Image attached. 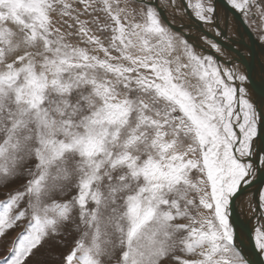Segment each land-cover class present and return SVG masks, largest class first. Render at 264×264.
I'll return each mask as SVG.
<instances>
[{"label": "snow or ice", "instance_id": "1", "mask_svg": "<svg viewBox=\"0 0 264 264\" xmlns=\"http://www.w3.org/2000/svg\"><path fill=\"white\" fill-rule=\"evenodd\" d=\"M79 2L83 13L101 11L111 23L81 20L67 0H0V185L31 177L0 204V237L28 221L0 264L41 261L36 254L45 241L70 225L85 231L65 264H104L118 249L117 264H165L170 257L252 264L231 223L232 205L255 175L244 158L256 155L264 166L253 148L264 112L235 83L248 77L194 50L156 6L137 22L119 0H100L101 8L93 7L96 0ZM227 3L245 19L258 7L257 0ZM57 5L104 58L66 40L72 33H62L51 16ZM188 7L198 21L213 19L211 0H189ZM89 23L110 29L108 47ZM194 170L203 176L197 182ZM72 187L77 195L56 200ZM260 200L264 207V194ZM250 240L264 254V226ZM178 245L196 258L176 257Z\"/></svg>", "mask_w": 264, "mask_h": 264}, {"label": "rangeland", "instance_id": "2", "mask_svg": "<svg viewBox=\"0 0 264 264\" xmlns=\"http://www.w3.org/2000/svg\"><path fill=\"white\" fill-rule=\"evenodd\" d=\"M141 1L140 0H119V7H122L125 9V11L129 15V18H134L137 22H141L142 21L141 13H142V11H146V8L148 5L147 3H146L147 5L144 4V2H143L144 0H141ZM187 1L189 2V0H187ZM213 1L214 2H212V1L211 2L213 4L215 11L213 13V19L211 20V22L204 23L201 21H197V19L194 16V13H192V12L191 13L193 16H191V18L188 19V17H187L188 14H187V16H185V18L182 19L181 22L187 29H189L193 33V35L201 36L202 38H205L207 41H213L214 43H216L219 46L220 50H222V51H219L218 54L219 55L221 54V56H223V57L230 58V59H228L230 61L236 54L240 53L239 50L247 51V50H251V47H248L247 45H242V43L239 41H238L239 43L236 42L237 48L234 47L235 49L230 50V49L225 47V45L223 43L230 42V41L232 43V40L227 34L224 33V31L222 30L220 25L218 26L219 23L221 24L220 20H222L221 14L223 13L222 12L223 9L222 10H221V8L219 9L218 8L219 7L218 2H216L215 0H213ZM67 2L72 4V7L74 9H76L78 13H83L84 5L81 4L79 2V0H67ZM190 2H193V0ZM179 3H180V0H179ZM195 3L196 2H194L193 4H195ZM257 4H258V7H255V9H254L255 10L254 13H255L256 18L253 16L250 19V17L248 16L247 19H245V17L242 14L240 15L236 11H234L235 12V14L233 16L234 18L233 17L230 18V16L228 17V15L225 13L223 16L222 23H224V21L227 19L225 22V26L231 25L232 27H234V30H235V32H230V31H227V32H229V34L232 37H240V39H245L246 41L249 40V42H250V38L248 37V34L245 33V31H244V29H245L249 34H251L253 36V41H256L257 45L264 49V40L261 39L262 37H264V15L260 14L262 11H264V0H257ZM93 7L94 8H101L102 3L100 2V0H96V3H94ZM176 7H177V5H176ZM187 8L189 9V7H187ZM187 11H190V9ZM75 14L76 13H73V15H75ZM226 15H227V18H226ZM51 16H52V19L54 21L55 27L59 28L62 33H65V34L72 33V35H66V40L69 43H71L73 46L88 48L91 54L99 55L101 58H104L103 52L92 51L94 46L85 44L81 40V38L75 34L78 32L79 26L75 23V21L71 17H69V16L63 17L61 15L59 5H57L56 11L51 13ZM93 17H99L101 24H110L111 23V21L108 18H106V15L101 11L92 12L91 14L83 13L82 15H80L81 20H86L89 22L92 21ZM237 18H239V19L237 20ZM195 22L199 23L198 26H197V23H195ZM201 24H203V25H201ZM69 25H72V27H69ZM89 27L92 28L93 34H95L101 38L102 42L104 43V45L106 47H108L110 45L111 35H112L110 29H106L103 31H97L98 26L96 24H91V23H89ZM223 37H225L224 40L226 39L225 42L221 39ZM229 39H230V41H229ZM233 45H235V44H233ZM241 45L243 48H241ZM110 52L113 56L118 55V53L115 52L114 50L110 49ZM235 52H236V54H235ZM216 61L218 62V60H216ZM240 66H243V65H238L235 67V69L237 67H240ZM225 67L226 66H224V68ZM232 67H233L232 65H229V67H226V68H232ZM263 71H264V65L262 64V72ZM253 76L254 77L256 76L255 73H253ZM263 77H264V73H263ZM109 78H111V77H109ZM253 80L256 81L255 78ZM236 84L239 86L246 87V90L249 93V97L253 101V95H251V92L248 90V87H252L253 84L248 80H246L243 85H240L239 81H236ZM260 134H262V133H260V130H259L257 137L254 138L253 148H254V151L256 153H259L260 155H264V151H262V149H264V140ZM253 156L255 157L256 155H253ZM262 167L263 166L260 164V168H262ZM30 178L31 177H29L25 174V175L18 177L16 180L8 183L6 186L0 185V204L5 202L9 198L10 194L15 193L16 191H22L24 184ZM202 178H203L202 174L196 172L195 170L193 171V173H191V179L193 180V182H197ZM74 183H75V181H74ZM77 194H78V189L76 187H72L71 191L68 192L67 195H57L56 200L60 203H63V202L70 200L73 196H75ZM261 194H264V190H263V193L259 192L258 195L261 197ZM192 195L195 197V193H192ZM253 197H255V195ZM258 197L256 196L254 198V200L253 199L251 200V202L253 203L251 206V210H252V213L253 212L254 213L252 215L253 221H251L249 223L250 230H252L250 235L254 234L255 228L260 227V226H264V207L261 206L260 197H259V201H258L260 210L256 207L257 205L254 204V201H256L258 199ZM196 203H198V198H196ZM92 206L93 205L91 203H89V207H92ZM242 206H243V204H242ZM246 206L247 205H244V207L241 208V211H240L241 216H239L241 220H243V218H247L246 216H248V217L251 216L249 211H248V207H246ZM244 208L247 209V211L245 213H244ZM17 211H19V208L14 209L12 214L15 215ZM203 211L205 213L207 212V210H203ZM191 213H192V215H196L195 209H192ZM77 222H79V221L77 220ZM175 222L176 223H182V224L189 223V221L187 219H184V218H179ZM27 223H28L27 219L18 221L12 229H10L6 232L4 237H0V260H2L5 256H7L9 254V250L12 246V242L15 240V238L17 236H19V234L24 232V230L27 226ZM84 231H85V229L83 226H81L80 231L71 230V225L62 229L61 234L55 235V236L51 237L50 239L46 240L44 247L41 248L40 251L36 254L38 257H43V259L38 262L36 257H33L27 261V264H65V259H64L65 256L69 252H71V250L76 246V241L81 237V234ZM183 235H186V233L181 232L178 234V236H183ZM85 243H88L87 239L85 240ZM252 243H254V242L252 241ZM179 249H180V246L178 245L177 251L174 253V255L176 257H180L181 259H194V258H196V257H193L191 255H188L186 253L181 252ZM46 252H51V253L55 254V257L49 259L48 256L44 255ZM119 257H120V250L118 249L116 251L115 255L112 257V259H110V260L107 258L104 259V264H117ZM261 257L263 259V264H264V254H261ZM165 264H179V261L170 257L167 261H165Z\"/></svg>", "mask_w": 264, "mask_h": 264}, {"label": "bare ground", "instance_id": "3", "mask_svg": "<svg viewBox=\"0 0 264 264\" xmlns=\"http://www.w3.org/2000/svg\"><path fill=\"white\" fill-rule=\"evenodd\" d=\"M141 1V0H140ZM192 1V0H190ZM212 2H214L213 0H211ZM142 2V1H141ZM145 5H153V6H156L159 13H160V16H161V19H162V22L167 25L168 27H170L174 32H177L179 33L180 35H182L184 37L185 40H187L194 48V50H196L197 52H199L200 54L202 55H211L213 58H215L216 60H218V63L219 65L224 68V66L226 67H229V65H232L233 67L232 68H235L236 66L238 65H243L242 63H248V64H251L250 62L252 61V65L255 66L256 70L255 72L257 74H255L256 76L253 77V79L255 78L256 79V82L257 83H263L264 85V77H263V73L264 71L262 72V64L264 65V49L262 47H259L257 45V42L256 41H253L255 44H252L248 41H246L245 39H240V37H232L229 32L227 31H230V32H235L234 30V27H232L231 25L230 26H225V22L226 20L224 21V23H222L223 21V16L224 14L226 13L228 15V17L230 16L233 17L235 12L234 10L228 5L227 3V0H224V2L226 3V7L225 6H222L219 2V9L221 8L222 10V14H221V17H222V20H220L221 24L219 23L218 26L220 25V27L222 28V30L224 31L225 34H227L231 40H232V43L229 39L230 42H226V43H223L225 45L226 48L228 49H235L237 48L236 44L241 42L242 45H247L248 47H251V50H247V51H240L239 54H236L235 52V56L229 61L228 59L230 58H227V57H223L221 56V54L219 55L217 51H215L214 49H212L209 44L207 43V40L205 38H202L201 36H195L193 35V33L187 29L183 24H182V19L185 18V16H187L188 14V19L191 18L192 13H194L192 11V9L189 7L190 11H187L189 10L187 7H188V1L187 0H180V3H179V0H175V5H173L171 3V0H144L143 1ZM196 2V0H193V2H191L192 4ZM147 3V4H146ZM182 4V5H181ZM147 5V6H148ZM177 5V7H176ZM185 6V7H184ZM192 12V13H191ZM220 14V13H219ZM240 14V13H238ZM227 15H226V18H227ZM241 15V14H240ZM64 17V16H63ZM234 18V17H233ZM236 19V18H235ZM239 18H237L238 20ZM198 21V20H197ZM108 23V22H107ZM187 23V22H186ZM197 23V22H195ZM205 23V22H204ZM199 23H197V26H198ZM203 25V24H201ZM214 26V25H213ZM201 28V27H200ZM203 28V27H202ZM213 29V28H212ZM226 29V30H225ZM201 30V29H200ZM195 32V31H194ZM212 32V31H211ZM213 37V36H212ZM219 38V37H218ZM225 37L221 38L224 42ZM228 38V37H227ZM239 38V39H238ZM239 41V42H238ZM213 42V41H212ZM237 42V43H236ZM235 44V45H233ZM241 45V48H243ZM235 47V48H234ZM245 47V46H244ZM225 48V49H226ZM222 51V50H220ZM224 52V51H223ZM226 52V51H225ZM232 54V53H231ZM225 67V68H226ZM237 71H239L240 73L244 74L247 73L246 69L244 68V65L243 66H240V67H237L236 68ZM246 71V72H245ZM253 72V73H255ZM259 73V74H258ZM248 74V73H247ZM255 82V81H254ZM255 82V83H256ZM236 83V82H235ZM260 104V111L264 112V100H262L261 102H259ZM260 129V134L261 137L263 138L264 140V123H262L261 125L258 126ZM262 169V168H261ZM263 190H264V186L262 187V189L256 191L255 188H253V192H252V188L250 189H247L246 191H244V193L242 195H240V198L239 200H237L235 202V205H236V208H237V212L239 214V216H241L240 214V211H241V208L244 207V205H247L246 207L251 208L252 206V202L251 200L253 199L254 200V195L255 197L257 196L256 194H259V192L263 193ZM256 192V194H255ZM251 193V194H250ZM250 194V195H249ZM259 196V195H258ZM257 196V197H258ZM260 197V196H259ZM258 197V199H259ZM257 201V200H256ZM256 201H254V204H256ZM243 204V206H242ZM254 206V205H253ZM253 209V208H252ZM260 210V209H259ZM247 211L246 208H244V213ZM252 211V210H251ZM254 213V212H253ZM262 213V212H261ZM256 214V213H255ZM258 214V213H257ZM261 216V215H260ZM247 217V216H246ZM259 218V217H258ZM253 221V220H252ZM254 223V222H253ZM262 224V223H261ZM259 225V224H258ZM254 226V225H253ZM257 226V225H256ZM253 234V233H252ZM242 235V234H241ZM243 239L242 237L237 236L236 238V242L239 243L241 242ZM253 245V243H252Z\"/></svg>", "mask_w": 264, "mask_h": 264}, {"label": "water", "instance_id": "4", "mask_svg": "<svg viewBox=\"0 0 264 264\" xmlns=\"http://www.w3.org/2000/svg\"><path fill=\"white\" fill-rule=\"evenodd\" d=\"M215 1L219 2L222 6L226 7V3L224 2V0H215ZM244 31H245V33L248 34V37L250 38V43L255 44L253 42V36L251 34H249L245 29H244ZM250 63L251 64H248L246 62V63H242V64L244 65V68L246 69V71L248 73V74L245 73V75L248 77L247 80L253 84L252 87H248V90L251 92V95H253V102L257 106V108L259 109L261 107L259 105V102L264 100V85H263V83H257L256 81H255L256 83L254 82L252 75H253V72H255L256 68H255V66L252 65V61ZM255 74H257V73L255 72ZM259 129L260 128L258 127V131H259ZM245 160H247L248 162H253L255 164V175L253 177L249 178L251 180V183L245 186L244 191H246L247 189H250V188H252V192H253V188H255L256 191H258V190L262 189V187L264 186V166L262 167V169L260 168V164H259L256 156L255 157L252 156L251 158H245ZM244 191H243V193H244ZM255 194H256V192H255ZM256 195L258 196V194H256ZM239 198H240V196H239ZM239 198L237 200H239ZM258 201H259V199H257V201H256V205H257L256 207L259 209ZM248 211H249L251 216L250 217L247 216V218H243V220H241L239 217V214L237 212L236 205L234 203L232 205L231 223L234 226L236 238H237L238 234L240 237L243 238V239L240 238L242 240V247H243L245 253L247 254L248 258L252 261V264H263V259L261 257V254L259 253V251L254 249V247L252 245V241L250 240V236H251L250 234H251L252 230H250L249 223L253 219V216H252L253 213L251 211V208H249Z\"/></svg>", "mask_w": 264, "mask_h": 264}, {"label": "flooded vegetation", "instance_id": "5", "mask_svg": "<svg viewBox=\"0 0 264 264\" xmlns=\"http://www.w3.org/2000/svg\"><path fill=\"white\" fill-rule=\"evenodd\" d=\"M255 9V7H253L252 9H251V15H249V17H250V19L254 16L255 18H256V16H255V13H254V10Z\"/></svg>", "mask_w": 264, "mask_h": 264}]
</instances>
